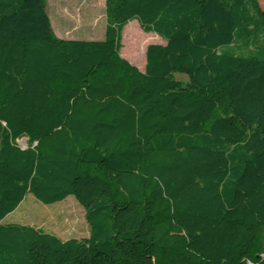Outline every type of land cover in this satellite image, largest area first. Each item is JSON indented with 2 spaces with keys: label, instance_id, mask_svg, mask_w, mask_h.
Segmentation results:
<instances>
[{
  "label": "trees",
  "instance_id": "1",
  "mask_svg": "<svg viewBox=\"0 0 264 264\" xmlns=\"http://www.w3.org/2000/svg\"><path fill=\"white\" fill-rule=\"evenodd\" d=\"M105 20L65 39L46 0H0V264H264V8L105 0ZM132 20L165 40L144 70ZM27 194L73 196L88 237L2 223Z\"/></svg>",
  "mask_w": 264,
  "mask_h": 264
},
{
  "label": "rangeland",
  "instance_id": "2",
  "mask_svg": "<svg viewBox=\"0 0 264 264\" xmlns=\"http://www.w3.org/2000/svg\"><path fill=\"white\" fill-rule=\"evenodd\" d=\"M264 8V0H257ZM46 12L57 37L65 39L101 40L105 29V0H46ZM120 55L144 70L145 50L149 44H164L165 40L154 32H144L136 20L128 22L121 31ZM236 44H240L237 42ZM264 46L260 37L255 49ZM253 49V46L250 47ZM243 54L247 51L242 49ZM182 78L181 75H176ZM20 147L27 146V138L17 140ZM2 223L15 222L40 228L61 239L88 237L90 225L85 211L73 196L51 204H44L27 194L17 207L8 213ZM261 249L264 250V227L261 230Z\"/></svg>",
  "mask_w": 264,
  "mask_h": 264
}]
</instances>
